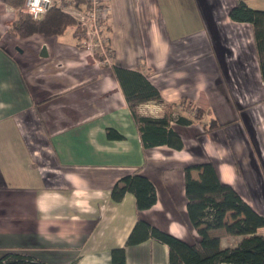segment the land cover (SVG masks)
I'll list each match as a JSON object with an SVG mask.
<instances>
[{"label":"crops","instance_id":"obj_1","mask_svg":"<svg viewBox=\"0 0 264 264\" xmlns=\"http://www.w3.org/2000/svg\"><path fill=\"white\" fill-rule=\"evenodd\" d=\"M236 1L105 0L106 62L76 25L58 36H15L21 7L0 0V256L111 264V251L124 247L126 264H167L166 244L126 240L141 218L193 242L184 167L208 160L264 215V88L252 27L228 16ZM245 1L264 10V0ZM112 65L140 72L160 92L164 103H143L140 115L161 117L181 98L203 109L200 121L173 123L180 150L142 147ZM212 120L220 126L207 130ZM136 169L156 190L142 211L132 193L110 198L114 183ZM199 173L191 171L194 179ZM218 235L222 248L242 239Z\"/></svg>","mask_w":264,"mask_h":264},{"label":"trees","instance_id":"obj_2","mask_svg":"<svg viewBox=\"0 0 264 264\" xmlns=\"http://www.w3.org/2000/svg\"><path fill=\"white\" fill-rule=\"evenodd\" d=\"M14 8L22 6L24 0H5ZM78 1L77 6L84 0ZM228 16L232 21L247 22L253 30L254 46L262 85L264 88V10L249 7L245 0H237L230 8ZM76 21L58 7L49 9L40 18L18 12L10 31L15 36L25 38L33 34L46 37L58 36ZM76 33L83 30L77 26ZM101 58V55H98ZM112 71L120 84L132 119L138 130L143 148L168 146L175 150L183 147V141L174 124L190 125L200 121L204 115L201 108H193L181 98L177 104H168L161 117L140 115L138 106L146 102L163 104L158 89L138 71L112 65ZM181 110H194L189 118ZM177 111V116L173 112ZM174 123V124H173ZM212 120L207 130L219 127ZM111 138H121L114 130L108 131ZM192 170H198L199 178L194 179ZM184 191L187 215L190 226L197 231V237L189 243L166 231L160 230L148 221L139 218L130 232L126 246L137 245L149 238L156 239L169 248L167 264H264V236L257 229L264 227V215L255 211L236 190L220 180L212 161L184 167ZM132 193L138 211L152 207L156 202L153 183L139 169L119 178L111 188L110 198L114 202L122 199L125 193ZM228 235L241 236L235 247L222 248L218 231ZM0 264H47L24 254L5 253L0 256ZM111 264H126L125 249L111 251Z\"/></svg>","mask_w":264,"mask_h":264},{"label":"built area","instance_id":"obj_3","mask_svg":"<svg viewBox=\"0 0 264 264\" xmlns=\"http://www.w3.org/2000/svg\"><path fill=\"white\" fill-rule=\"evenodd\" d=\"M77 4L78 1L76 0H24L20 12L34 18H40L49 9L60 8L68 13L83 30L85 45L98 48L97 50L105 55V61L109 62L110 59L106 52H103V38L101 36V25L109 16V7L105 4V0H84L83 8L78 7ZM107 53L109 55L108 51ZM185 112L188 115H194L192 110L186 109ZM173 116L176 117L177 112H174Z\"/></svg>","mask_w":264,"mask_h":264},{"label":"rangeland","instance_id":"obj_4","mask_svg":"<svg viewBox=\"0 0 264 264\" xmlns=\"http://www.w3.org/2000/svg\"><path fill=\"white\" fill-rule=\"evenodd\" d=\"M77 26L78 25H76V28H77ZM76 28H75V30H76ZM79 35H83V32H81V33H78ZM103 38V37H102ZM85 43V42H84ZM88 47V46H87ZM89 48H92L93 50H95V51H97V52H99L102 56H103V59L105 60V55L101 52V51H99V50H97L98 48H96V47H93V46H89ZM108 51V50H107ZM107 51H106V48H105V40H104V38H103V52H106V54H107V56L109 57V59H110V56L108 55V53H107ZM179 110H181L180 108H179ZM187 110H189V109H187ZM183 112H185L186 111V109H184V110H182ZM174 112H177V111H174ZM173 112V113H174ZM241 241V240H240ZM239 241V242H240ZM227 248V247H226Z\"/></svg>","mask_w":264,"mask_h":264},{"label":"water","instance_id":"obj_5","mask_svg":"<svg viewBox=\"0 0 264 264\" xmlns=\"http://www.w3.org/2000/svg\"><path fill=\"white\" fill-rule=\"evenodd\" d=\"M43 51H44V49H43Z\"/></svg>","mask_w":264,"mask_h":264}]
</instances>
